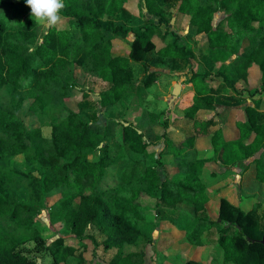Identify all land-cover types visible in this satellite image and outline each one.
Instances as JSON below:
<instances>
[{
	"label": "trees",
	"instance_id": "16d2710c",
	"mask_svg": "<svg viewBox=\"0 0 264 264\" xmlns=\"http://www.w3.org/2000/svg\"><path fill=\"white\" fill-rule=\"evenodd\" d=\"M160 2L138 0L150 18L127 42L117 38L126 29L102 22L126 10L130 0H64L60 15L77 34L54 26L43 35L23 0H0V264H39L33 253L46 252L53 264H85L89 230L102 237L104 249L116 250L110 264H145L144 251L124 249L151 242L144 228L150 212L164 231L182 233V246L202 248L203 235L216 230L224 264H264V215L257 218L220 198L217 219L210 220L196 149L199 137L208 139L213 161L218 156L242 174L254 168L255 179L264 184V113L237 108V137L230 139L226 127L210 133L211 122L196 117L199 111H213L216 98L208 74H192L187 83L194 94L183 98L182 117L170 121L167 112L142 117L153 142L139 127L118 119L120 104L132 96L130 103L141 105L146 90L163 74L152 70L153 61L166 68L173 60L193 57L175 34L160 32L170 22ZM217 15L223 17L216 27ZM181 17L189 18V32L202 38L203 52L215 61L240 53L226 68L234 87L244 85L239 95H264V0H181L176 20ZM134 66L144 74L138 82ZM79 69L110 85L98 95L99 110L106 116L103 126L84 120L66 103L74 91L81 93L76 86ZM256 70L260 76L249 88V74L254 78ZM54 99L67 101L58 106L59 119L51 123L50 135L44 137L40 127L27 128L19 117L24 104L29 102V113L40 117ZM170 126L181 128L180 133H168ZM157 142L163 148L154 159L150 149ZM130 153L154 164H137ZM18 158L35 167L33 183L41 206L12 199L14 173L1 165ZM55 196L61 197L49 206V220L61 225L68 238L57 237L48 245L37 218ZM30 243L31 250L26 247ZM183 264L202 263L192 259Z\"/></svg>",
	"mask_w": 264,
	"mask_h": 264
},
{
	"label": "rangeland",
	"instance_id": "374dc122",
	"mask_svg": "<svg viewBox=\"0 0 264 264\" xmlns=\"http://www.w3.org/2000/svg\"><path fill=\"white\" fill-rule=\"evenodd\" d=\"M181 0H161L160 6L166 11L165 19L170 20L168 26L162 25L160 27V32L169 30L170 33L175 34L178 38L180 45H183L185 49L192 52L194 55L188 63L189 67L182 65V63L175 65V67L168 66L169 70L162 69L155 61H153L151 68L152 70H159L163 74L158 78V80L153 84L152 87L146 90L145 95L142 97L141 105L135 106L131 104L132 96L126 98L124 102L120 104L122 113L118 119L139 127L142 132L145 133L146 137L153 142V134L149 130V124L146 119L141 121L142 117L146 113H168V118L171 121L174 118L183 116L182 100L183 96L191 92L189 89L182 88L179 97L170 104L172 98V92L175 84L184 86V76L191 74H208L211 76L210 81L215 92L218 96L216 108L208 114L209 116L219 117L218 123L223 119L224 111L226 110L224 106L228 107L224 102H227L226 96L232 94H237V96H245L243 93L239 95V91L244 87V85L237 84L236 87L232 85L231 77L225 74L226 63L230 61H236L235 56H232L227 61H215L214 59H209L201 55L199 50V42L202 40L200 37L193 36L188 30V17H181L178 20L175 19L176 11ZM127 10L132 14H127L125 12L119 13L115 16L109 17L102 22L103 25H107L109 22L114 25L122 26L127 30V34H118L117 38L130 42L133 40V33L139 30L147 19L150 17L146 15L143 10L142 4L138 3V0H130V3L126 6ZM61 16V15H60ZM223 15H217L215 17V26L217 27L218 22L221 20ZM172 19L174 22L171 23ZM40 34L43 35L46 30L42 29L40 26ZM58 29H70L71 32L77 34L75 26L61 16V21L56 25ZM76 32V33H75ZM111 36L110 33L106 34V37ZM170 38V37H169ZM172 38V37H171ZM118 54L124 55L125 51H120ZM225 63V64H224ZM186 69V73L181 74L177 72H183ZM134 71L136 74V81H140L144 74L139 66H134ZM257 76H260L258 70L255 71ZM171 73L174 75L171 76ZM78 79L76 81V86L79 88L80 92L74 91L73 97L67 101L65 99H54L51 106L47 110L46 114L38 117L29 113L28 106L29 102H26L19 113V117L22 119L27 128L32 129L40 127L42 129V134L44 137L50 135V125L55 120L59 119L58 106L61 102L67 101V105L70 109L75 112H79L80 116L89 122L95 123L97 125L105 124V117L99 110L98 105V95L107 91L110 85L102 82L101 80L88 75L85 71L79 69L77 71ZM213 76V78H212ZM207 77V78H209ZM238 91V93L236 92ZM86 94L87 98L82 99V95ZM222 96V97H221ZM223 102V103H222ZM131 104V105H130ZM225 109V110H224ZM213 114V115H212ZM197 118V117H196ZM158 130V129H157ZM159 131V130H158ZM161 133V131L159 132ZM114 143V142H113ZM111 143V144H113ZM163 146L161 142L153 143L150 152H153L154 159L157 158L158 153L162 150ZM213 155V154H212ZM212 155L209 157L210 163H215L217 165L216 159L212 160ZM150 156V155H148ZM130 158L133 162L139 163L141 165H153L154 163L148 157L141 155L131 154ZM164 161V160H163ZM199 165H204L207 163L206 159L201 157L198 159ZM2 167L10 170L14 173V182L12 190V199L19 203H37L41 206V200H38L37 194L38 189L35 183H33V178L36 179L38 176L35 173V167L29 162L24 161L21 158L14 159L12 161L3 163ZM223 169L225 167H222ZM211 170V169H210ZM229 170H231L229 172ZM228 174H232L226 179L223 187V192L215 191L216 186H207V194L210 198L209 204L206 205L207 214L210 220L217 219L216 205L219 204L220 198H227L230 201H237L239 197L242 196L247 198V201L240 205L244 212L252 211L254 216L260 218L264 215V184L259 185L254 182V169L251 172H245V178L241 182V177L244 175L238 170L230 167ZM222 174L224 170L221 168L217 171ZM249 173V174H248ZM248 174V175H246ZM204 182H208L211 178L210 171L208 169H202V176ZM242 183V184H241ZM223 184V183H222ZM227 184V185H226ZM61 196H55L47 201V208L41 207L40 215L37 218V224L42 228V237L45 239L49 245L57 237L68 238L67 235L61 232V225L53 226L49 220V206L55 203ZM152 206V204H150ZM149 236L151 237L150 243H144L139 247L130 246L124 249V253L128 252H145V264H183L188 260H196L203 264H224L222 261V251L218 249L216 245L217 234L208 233V235H203V240L206 246L203 248L188 247L187 245L182 246L177 244V237L180 236L179 233H174L173 236H169V239H164L166 236L165 227L160 223L157 215L153 212L148 214V224L144 227ZM179 234V235H178ZM231 235L235 232L231 231ZM182 235V234H181ZM205 238V239H204ZM68 243L77 244V242L68 241ZM85 252L83 257L85 259V264H110V260L116 253L114 249H104L102 245V237L92 230H89L85 236ZM28 249H32L33 244H27ZM39 264H53L48 252L44 254L33 253Z\"/></svg>",
	"mask_w": 264,
	"mask_h": 264
},
{
	"label": "crops",
	"instance_id": "0c3cea01",
	"mask_svg": "<svg viewBox=\"0 0 264 264\" xmlns=\"http://www.w3.org/2000/svg\"><path fill=\"white\" fill-rule=\"evenodd\" d=\"M143 10H144V7H143ZM129 13V14H132L130 13L127 9L126 10H122L121 12L119 13ZM118 13V14H119ZM146 13V12H145ZM183 18V17H182ZM185 18V17H184ZM176 19V17H175ZM200 37V36H199ZM201 38V37H200ZM202 39V38H201ZM199 50L201 52V55L202 56H205L209 59H214V56H210L208 54H206L205 52H203V42L202 40H200L199 42ZM194 56V55H193ZM220 56V55H219ZM232 56H235V59L236 61H238V58L240 57V53L239 52H233V54L231 56H229L228 58L225 59V61L229 60ZM218 57V56H216ZM220 62V60L218 61ZM231 62H235V61H230L229 63ZM182 63V65H186V67H189V63L188 61H180V60H173L170 64V68L171 66L175 67V65H178ZM229 63H226V68L228 66ZM225 64V63H224ZM169 67H164L162 69L164 70H169L170 69ZM184 71L183 72H177V73H181V74H184L186 73V69L183 68ZM225 74H226V69H225ZM174 74L171 73V76H173ZM227 75V74H226ZM192 74L190 73L188 76H184V81H185V84L184 86L182 85H179L180 86V89H181V92H182V88L184 87V89H189V91L191 90V92H189L188 94H186L185 96L189 95V94H194V92L192 91V88L188 85V80L191 78ZM229 76V75H227ZM230 77V76H229ZM213 78V76H212ZM211 79V76L209 78H207V82L208 84L210 85V88L213 90L214 92V95H215V92L214 89H213V86H212V82L210 81ZM229 79H233L232 77L229 78ZM257 80H258V76H254V78H250V74H249V77H248V87L249 88H254L256 86V83H257ZM242 85V84H241ZM245 96H242V97H239L237 96V94H232L230 96H226L224 98L228 99L226 100L227 102H224L227 106H228V109H224V116H223V119L220 120V122L218 123L217 121L219 120V117L217 116H209L208 114H204V113H210V111H199L197 113V120L198 121H210L211 122V126L209 128V131L210 133H213L215 132L216 130H218L219 128H222V127H226L227 129V132H228V135H229V138L232 139L233 137H237L238 136V131L235 127V116H236V110L237 108H241V107H246V106H250V107H253L255 109H257L259 112H262L264 113V95L262 96H257V97H254V98H249L247 96L246 93H244ZM183 96V97H185ZM222 97V96H221ZM215 98L217 100L218 96L215 95ZM217 103V101H215V104ZM223 103V102H222ZM213 115V114H212ZM218 119V120H217ZM217 120V121H216ZM179 127H181V124H179ZM181 131V128H178L177 126H170L169 130H168V133H180ZM196 149H197V158L199 159L200 156L205 158L207 163L204 164L202 166V169H208L210 171V176L211 178L209 179V181L206 183L207 186H216L215 191H218V193L221 191L223 192V187L225 185L224 182H226V179L231 176L232 174H228V169L230 167L226 166V165H223V163H221L220 161V157L216 156L215 159H216V162H217V165H215V163H210L209 162V157H211L212 155V151H211V147H210V143L208 141V139L204 138V137H199V139L197 140V144H196ZM222 167H225L224 169ZM221 168V170H224V172L222 174H219L217 171L218 169ZM211 169V170H210ZM251 169L250 168L247 172H251ZM254 169V168H253ZM231 170H229L230 172ZM248 173V174H249ZM246 174V175H248ZM245 178V174L241 177V182L244 181ZM254 182L253 183H257L258 185L260 183H258L255 179V174H254ZM223 183V184H222ZM242 184V183H241ZM227 185V184H226ZM263 185V184H261ZM208 188V187H207ZM225 199H227L225 197ZM210 200V198H209ZM228 200V199H227ZM230 203H232L234 206L238 207L241 209L240 205H243V203H245L247 201V198H244L243 196L239 199H237V201H230L228 200ZM210 202V201H209ZM208 202V204H209ZM219 202V201H218ZM218 207H219V204L217 203L216 205V211H217V216H218ZM214 221V220H213ZM174 233H179L180 236L177 237V241L176 243L177 244H180L181 240H182V237L183 235H181L182 233L176 231V230H173L171 232H167L166 236H164V239H169L170 237L169 236H173ZM209 234L210 233H215L217 234L216 230H211L210 232H208ZM208 233L204 234V235H208ZM178 234V235H179ZM205 239V238H204ZM205 247V246H204ZM203 248V247H202ZM201 249V248H200ZM203 264V263H202Z\"/></svg>",
	"mask_w": 264,
	"mask_h": 264
},
{
	"label": "clouds",
	"instance_id": "9594fccd",
	"mask_svg": "<svg viewBox=\"0 0 264 264\" xmlns=\"http://www.w3.org/2000/svg\"><path fill=\"white\" fill-rule=\"evenodd\" d=\"M30 9V18L42 29H49L61 21L60 12L64 9V0H23Z\"/></svg>",
	"mask_w": 264,
	"mask_h": 264
},
{
	"label": "water",
	"instance_id": "95a60500",
	"mask_svg": "<svg viewBox=\"0 0 264 264\" xmlns=\"http://www.w3.org/2000/svg\"><path fill=\"white\" fill-rule=\"evenodd\" d=\"M143 7H144V12H146V8H145L144 3H143ZM173 22H174V19H172L171 23H173ZM180 92H181L180 86H179L178 84H175V85H174V88H173L172 98H171V100H170V104H171L173 101H175V100L179 97ZM260 243H261V244H264V240H261Z\"/></svg>",
	"mask_w": 264,
	"mask_h": 264
}]
</instances>
